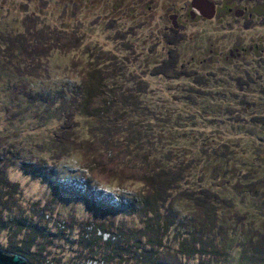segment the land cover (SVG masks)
<instances>
[{
	"label": "rangeland",
	"instance_id": "rangeland-1",
	"mask_svg": "<svg viewBox=\"0 0 264 264\" xmlns=\"http://www.w3.org/2000/svg\"><path fill=\"white\" fill-rule=\"evenodd\" d=\"M2 180L32 264H264V0H0Z\"/></svg>",
	"mask_w": 264,
	"mask_h": 264
},
{
	"label": "trees",
	"instance_id": "trees-1",
	"mask_svg": "<svg viewBox=\"0 0 264 264\" xmlns=\"http://www.w3.org/2000/svg\"><path fill=\"white\" fill-rule=\"evenodd\" d=\"M93 110H91V112L93 113ZM88 112V110H86ZM96 114L93 113L92 114V117H95ZM107 130V129H106ZM172 169H167L166 171L165 170H162V169H155V171H153V173L151 174L152 178L150 180H154L155 181V186H156V189L154 190V194L156 196V198L159 197H162L161 195H164L165 197H167L166 194L169 193V190L170 189H173V187L176 186V182L179 181V176H174V173L171 172ZM175 172V171H174ZM156 178V179H154ZM149 180V182H150ZM4 181L2 180L1 181V184L0 185H4L3 183ZM6 182V180H5ZM7 183V182H6ZM17 184L13 183V185H11L12 187H15ZM151 185V184H150ZM161 188L163 190H159L158 189ZM10 192L12 193V190H10ZM9 191H7V194L10 193ZM166 192V193H165ZM0 198H2V196L0 195ZM8 218V219H7ZM6 220V222L4 220ZM9 221V223H8ZM25 223L23 222V219L22 218H18V216H15V217H12V216H8V217H4L2 215V213L0 212V230H3L5 227H14L13 230H15V232H18V230H20L22 227L25 228L26 226H24ZM13 252H18V253H21L22 255H24L26 258H30V254L28 253V251H25V250H19L17 248H13L12 249Z\"/></svg>",
	"mask_w": 264,
	"mask_h": 264
},
{
	"label": "water",
	"instance_id": "water-1",
	"mask_svg": "<svg viewBox=\"0 0 264 264\" xmlns=\"http://www.w3.org/2000/svg\"><path fill=\"white\" fill-rule=\"evenodd\" d=\"M0 264H32L20 253L8 254L0 250Z\"/></svg>",
	"mask_w": 264,
	"mask_h": 264
},
{
	"label": "flooded vegetation",
	"instance_id": "flooded-vegetation-1",
	"mask_svg": "<svg viewBox=\"0 0 264 264\" xmlns=\"http://www.w3.org/2000/svg\"><path fill=\"white\" fill-rule=\"evenodd\" d=\"M212 7H211V9L210 10H208L209 8H207V7H201L202 9H203V11L205 12V13H212L213 12V8H214V6L213 5H211ZM247 8V6H244L243 8H241V9H239V10H237V14H239V15H241V17H243L244 16V14H245V9ZM228 10H230V7L228 8ZM215 12V11H214ZM211 17H214L213 15H211ZM177 21V20H176ZM175 24H177L176 22H175ZM252 49V48H251ZM235 51H236V53L238 54V55H241V52H239L238 51V48H235ZM230 53L231 54H234V52H233V49H230Z\"/></svg>",
	"mask_w": 264,
	"mask_h": 264
}]
</instances>
